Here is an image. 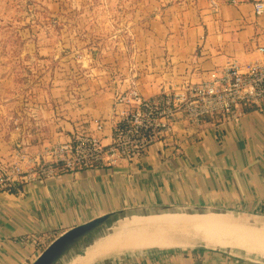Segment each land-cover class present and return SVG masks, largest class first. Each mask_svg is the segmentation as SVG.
Instances as JSON below:
<instances>
[{"label": "crops", "instance_id": "obj_1", "mask_svg": "<svg viewBox=\"0 0 264 264\" xmlns=\"http://www.w3.org/2000/svg\"><path fill=\"white\" fill-rule=\"evenodd\" d=\"M256 1L140 0L139 33L119 42L111 36L90 56L83 51L76 81L64 78L73 71L61 67L43 98L0 101V160L11 163L20 150L43 160L77 129L95 132L104 121L107 130L98 135L109 142L116 95L135 87L151 98L205 81L229 63L245 68L263 59L264 15H256ZM175 131L170 143L152 146L135 164L1 193L0 264H32L64 232L113 213L201 207L264 215V112L248 109L237 126L206 119L192 127L180 119ZM187 249L119 264H240L226 254Z\"/></svg>", "mask_w": 264, "mask_h": 264}, {"label": "built area", "instance_id": "obj_2", "mask_svg": "<svg viewBox=\"0 0 264 264\" xmlns=\"http://www.w3.org/2000/svg\"><path fill=\"white\" fill-rule=\"evenodd\" d=\"M254 6L256 15L263 16L264 0ZM258 50L263 59L245 68L229 63L212 71L209 79L179 91L147 98L133 87L116 95L109 142L98 135L107 130L104 121L97 123L95 132L77 129L68 142L48 148L43 160L28 159L20 150L15 161L0 160V194L60 175L135 164L152 146L170 143L180 119L192 127L206 119L237 126L248 109L264 112V47Z\"/></svg>", "mask_w": 264, "mask_h": 264}, {"label": "rangeland", "instance_id": "obj_3", "mask_svg": "<svg viewBox=\"0 0 264 264\" xmlns=\"http://www.w3.org/2000/svg\"><path fill=\"white\" fill-rule=\"evenodd\" d=\"M139 2L140 0H0V101L24 102L28 96L43 98L55 78H58L54 71L61 67L73 71L65 73L64 78L76 81L79 75L76 71L79 67L77 61L83 51L90 56L95 48L99 50L107 45L111 36H117L116 40L119 42L130 31L139 33V29L134 26V20L144 11ZM128 22H131L130 26ZM115 48H121L120 44L116 43ZM97 53L98 57L102 54L101 51ZM126 216L128 214L113 218L97 235L80 244L75 253L88 248L89 244L104 234L116 231L112 229L113 224ZM192 249L226 254L240 264H264V257L260 254L250 256L243 251L234 253L222 248ZM161 251L165 250L125 252L121 256L106 258L108 260L103 261L104 263L101 259L94 263H125L140 259V255L143 258Z\"/></svg>", "mask_w": 264, "mask_h": 264}, {"label": "bare ground", "instance_id": "obj_4", "mask_svg": "<svg viewBox=\"0 0 264 264\" xmlns=\"http://www.w3.org/2000/svg\"><path fill=\"white\" fill-rule=\"evenodd\" d=\"M239 223L241 220L235 214L217 211L154 217L137 214L115 224L112 229L116 231L106 233L88 248L70 252L58 264H95L97 259L121 256L125 252L185 249L196 245L264 257V228Z\"/></svg>", "mask_w": 264, "mask_h": 264}, {"label": "water", "instance_id": "obj_5", "mask_svg": "<svg viewBox=\"0 0 264 264\" xmlns=\"http://www.w3.org/2000/svg\"><path fill=\"white\" fill-rule=\"evenodd\" d=\"M209 211H217V210H211L201 207H155L151 209H138L136 211H130L125 213L123 212V213H116V214L113 213V214L104 215L64 232L62 235L56 238L38 256V258L32 264H58L66 255L74 251L80 244H82L89 238L97 235L113 220V218H116L118 216L120 217V215H124L125 217V215L128 214L126 218L130 216H135L137 214H140V216L142 217H154V216H160L166 214H181V213H186L189 215H196V214L202 215V214H206ZM217 212L231 213L226 211H217ZM232 214L234 215L235 213ZM235 215L238 216L241 220V223L239 224L243 223L245 225L248 224V226H254L256 228L257 227L264 228V215H240V214H235ZM119 222H121V220L117 219L116 222L113 224V226ZM100 238H97L96 240ZM195 247L197 248L204 246L196 245Z\"/></svg>", "mask_w": 264, "mask_h": 264}]
</instances>
